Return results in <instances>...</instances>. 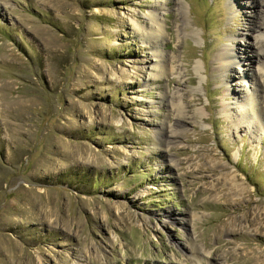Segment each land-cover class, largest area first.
<instances>
[{
	"label": "rangeland",
	"instance_id": "rangeland-1",
	"mask_svg": "<svg viewBox=\"0 0 264 264\" xmlns=\"http://www.w3.org/2000/svg\"><path fill=\"white\" fill-rule=\"evenodd\" d=\"M261 34L264 0H0V264H264Z\"/></svg>",
	"mask_w": 264,
	"mask_h": 264
},
{
	"label": "bare ground",
	"instance_id": "bare-ground-1",
	"mask_svg": "<svg viewBox=\"0 0 264 264\" xmlns=\"http://www.w3.org/2000/svg\"><path fill=\"white\" fill-rule=\"evenodd\" d=\"M152 17H156V13L155 12H152ZM156 23H158V21H156ZM255 26H257V27H260L259 26V24L258 23H256V24H254V23H252L251 24V27H249V29H254V27ZM148 28H149V33H148V37L149 38H158V24H157V27L155 26H152V24H150L149 26H148ZM160 34V33H159ZM264 35L263 34H261V37H263ZM239 43H241V41H239ZM244 44V43H243ZM158 50V49H157ZM261 50V49H260ZM260 50L259 51H257L256 52V54H255V57H256V59H262V57H263V54H261L260 53ZM245 51V50H244ZM242 53V52H241ZM156 56H160V53H158ZM164 56V55H163ZM237 56V54L235 53V50L233 49V48H231V47H224L223 49H221V51L217 54V57H216V62H217V66H218V68H219V70L221 71V73L222 74H224V72L225 73H227V71H229L230 69H231V63L233 62L232 60H233V57H236ZM238 57V56H237ZM264 58V57H263ZM247 59H249V61H251V58L249 57L248 58V56H247ZM239 60V59H238ZM262 63H264V60L262 61ZM233 66V65H232ZM238 66V65H237ZM230 68V69H229ZM238 78H241L242 76L239 74L238 76H237ZM240 80V79H239ZM233 89H235V88H233ZM245 99H244V101H243V104H241L242 106L244 105V109H245V112H244V114H243V117H246V118H251V119H249L247 122L249 123H251V121H253L254 122V124H253V126L255 127L256 126V124H255V121H257L258 119L260 120H262V113H261V111H260V108H257L256 109V107H255V105H256V102H254L255 100H252L251 98H250V96H248V95H246L245 97H244ZM240 102H242V100H240ZM179 114L181 113L180 111L178 112ZM242 114V113H241ZM183 117V115L181 116V118ZM228 118H230L231 119V121H232V124H236L237 125V123H236V121H237V118L236 119H234V118H232V114L231 115H229L228 114ZM258 120V121H259ZM235 125V126H236ZM256 128H257V126H256ZM252 221V220H251ZM192 255L195 257V256H197L198 255V252H195L194 251V247H192ZM198 259V258H197ZM199 261L201 262L202 260L199 258ZM200 264V263H199Z\"/></svg>",
	"mask_w": 264,
	"mask_h": 264
}]
</instances>
